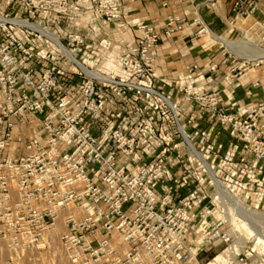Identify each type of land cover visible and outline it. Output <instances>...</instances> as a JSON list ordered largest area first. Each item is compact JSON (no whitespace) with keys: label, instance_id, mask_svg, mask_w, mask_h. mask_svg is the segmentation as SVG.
<instances>
[{"label":"built area","instance_id":"1","mask_svg":"<svg viewBox=\"0 0 264 264\" xmlns=\"http://www.w3.org/2000/svg\"><path fill=\"white\" fill-rule=\"evenodd\" d=\"M91 1L96 11L91 16L80 8L82 0H29L26 5L31 15L36 10L74 12L90 20L105 19L119 29L135 28L140 36L134 41L122 40L118 55V62L135 78L152 75L155 58L150 50L159 47L160 35L171 36L187 24L186 17L176 14L167 15L161 25L129 19L126 0ZM204 1L214 5V0ZM242 3L234 0L233 11ZM196 24L197 36L211 33L199 15ZM0 30L4 34L0 40V127H4L0 133L1 241L14 252L36 250L54 228L61 210L88 207L84 216L69 214L65 218L69 229L61 242L74 264H209L219 254L223 258L215 264H257L245 256L246 248L232 240L225 228L228 216L219 196V206L211 202L196 206L190 199L172 205L170 194L159 199L144 194L156 179L163 178V166L128 169L135 139L119 129L111 131L112 148L106 153L100 150L86 118L97 122L104 114L98 92H125L129 83L118 82L111 74L89 69L95 76L82 70L78 108L73 111L67 94L51 97L62 88L64 70L50 65L39 82H34L30 76L33 68L23 66L38 56L7 22L0 21ZM66 39L70 46L84 42L81 34H68ZM44 103L58 116L56 122L49 114L42 116L45 142L13 136L16 120L38 117ZM13 146L22 147L25 153L9 155Z\"/></svg>","mask_w":264,"mask_h":264},{"label":"crops","instance_id":"2","mask_svg":"<svg viewBox=\"0 0 264 264\" xmlns=\"http://www.w3.org/2000/svg\"><path fill=\"white\" fill-rule=\"evenodd\" d=\"M6 3L10 7L7 5L2 7L6 8L5 12L10 10V15L24 17L29 22L53 33L86 68L102 74H111L125 81L145 83L142 79L132 77L127 68L118 62L120 42L134 41L140 36L135 28L119 29L105 19L97 17L90 20L86 15L78 16L74 12L62 14L36 10L33 15H28L22 3L11 0H7ZM233 3L234 0H214V5L204 0L193 2L126 0L124 9L129 19L155 21L161 25L167 15L176 14L186 17L187 24L181 31L171 36L161 34L159 47L150 50V54L155 58L151 79L160 95L133 87H128L125 92L120 93L104 89L98 92V97L104 103L102 118L97 122H91L86 118L90 131L104 153L112 148L113 128L118 127L135 135L137 148L127 163L128 169L136 165L151 167L161 163L163 178L156 179L154 184L143 193L153 194L157 199L164 194H170L173 199L172 205L190 199L196 206L209 202L219 206L216 199L220 187H224L240 201L244 186L253 190L252 184L243 185L238 177L233 178L230 175V172H241L243 167L238 161H241V153L236 154L226 149L190 151L170 147L180 139L173 125L170 108L184 103L183 87L217 88L226 96L227 102H236L238 108L251 107L264 99V69L253 68L252 64L246 61L248 60L246 57L239 56L243 64L248 62L249 66H244L238 77L227 80L226 75L229 72L227 58L230 56V51L226 50L227 47L222 49L223 44L217 38L196 35V30L199 28L196 19L199 15L203 23L212 31L211 34L231 41L239 32L229 22ZM80 8L89 16L96 15L91 0H82ZM11 29L38 56L23 66L24 69L33 68L30 76L34 82H39L42 71L50 65H56L64 70V75L60 79L62 88L53 92L51 97L55 99L60 94H67L71 99V109L76 111L83 77L82 68L40 31L17 23L12 25ZM68 34H81L84 38L83 44L68 45L66 39ZM2 36L0 30V39ZM213 66L215 70H212ZM45 114L51 115L53 122L58 119L52 108L44 103L43 112L38 117L24 116L17 119L12 135L22 136L26 141L33 139L44 143L46 132L42 128L41 118ZM181 119L183 126L190 132L187 136L183 135L188 142L189 138L203 139L211 129L209 111L196 107L190 102L186 103V112ZM3 129L4 127H0V133ZM219 136L223 137L224 141L229 139L224 130ZM7 153L19 156L25 153V150L13 146ZM229 157L236 159L233 164L227 162L226 158ZM249 194L250 192L247 193V197L250 198ZM87 209L61 210L54 228L45 234L43 242L37 249L31 251L32 256L37 258L40 254L51 252L56 246L64 250L61 238L69 229L65 218L69 214L76 217L84 216ZM90 240L94 242L93 239Z\"/></svg>","mask_w":264,"mask_h":264},{"label":"rangeland","instance_id":"3","mask_svg":"<svg viewBox=\"0 0 264 264\" xmlns=\"http://www.w3.org/2000/svg\"><path fill=\"white\" fill-rule=\"evenodd\" d=\"M6 1L7 0H0L1 22H7L8 27L16 25L17 23L40 31L43 35L51 39L72 61L76 62L85 73L98 76L77 61L71 51H69L53 33L42 28L38 24L29 22L24 17L19 18L14 15H10V10H6L5 12L6 8L3 9L2 7L7 5ZM11 1L15 3L18 1V3H22L27 9L28 15H31L26 5L29 0ZM242 2L243 3L239 10L233 12L231 11L229 19L231 26L238 29V34L231 39L232 42L227 39H225L227 44L221 41L223 44L222 49L227 47L228 49L226 48V50L230 51V56L227 58V62L229 63V72L226 75L227 80L238 77L240 72L244 70V66H249L248 62L252 64L253 68L264 69V58L254 61L246 60L248 62H245V65L243 64V60L238 58L239 56H242L248 59V57L252 58L255 57V55L264 52V0H242ZM23 22L35 24L44 31L28 24H24ZM211 33H206L204 35H208L210 38H215L216 35L214 36ZM48 34L55 37L60 44L53 40ZM3 38L4 34L1 39ZM212 70H215L214 66ZM151 78L152 76L148 79L138 78L144 80V84L124 81L129 83L131 87L138 90L160 95L157 86ZM114 79L118 82L122 80L117 77H114ZM182 92L184 93V103L171 106L170 108L175 131L180 136L179 141L174 142L175 145H170V147L183 148L184 150L190 151H199L203 149H226L234 151L236 154L237 152L242 154L241 161L238 160L243 167L241 172H230V175H232L233 178L235 176L238 177V180L243 185L245 183H247V185L252 184L253 190L251 191L249 188L244 186L240 195L241 201L233 196L224 187L219 189L218 194L220 201L226 207L225 211L226 216H228V222L225 225V228L230 231L232 240H235L241 246L246 248L245 256H247L249 260L255 261L257 264H264V99L258 101L251 107L238 108L236 102H227L226 96L219 89L214 87H183ZM187 102H190V104L201 109H206L210 113L211 129L203 139L191 140L189 138L188 142L184 138V136H187L190 133L183 126V123H181V117L186 112ZM113 129H119L135 139V152L137 148V138L135 135L130 132H125L118 127ZM222 130H224L227 134L229 143H227L228 140L224 141V138L219 136L220 132L222 133ZM226 159L230 164H233L236 160L234 157ZM248 192H250L248 196H251V200L247 197ZM224 193L227 195L225 194L224 196ZM261 241L262 243H259ZM236 248H239V245L236 244ZM32 255L31 251L16 253L9 248L7 242L0 240V264L75 263L73 259L69 258L66 251L62 250L58 246L53 248L51 252L40 254L37 258H34Z\"/></svg>","mask_w":264,"mask_h":264},{"label":"bare ground","instance_id":"4","mask_svg":"<svg viewBox=\"0 0 264 264\" xmlns=\"http://www.w3.org/2000/svg\"><path fill=\"white\" fill-rule=\"evenodd\" d=\"M24 24H28V25H30V26H32V27H35V28H38V29H40L41 31H44V30H42L40 27H38V26H36L35 24H32V23H28V22H23ZM45 33H47V32H45ZM53 40H55L58 44H60V42L55 38V37H53L51 34H48ZM215 38H217L218 40H220V41H222L223 43H226L227 44V41L225 40V38L224 37H222V36H215ZM259 47V46H258ZM64 49V48H63ZM257 49V48H256ZM70 54V53H69ZM264 58V52L263 53H260V54H258V55H255V57H252V58H249L248 57V60L249 61H254V60H260V59H263ZM221 188V187H220ZM223 188V187H222ZM225 190V189H224ZM222 191V190H221ZM222 193V192H221ZM225 194L226 193H224V196H225ZM223 195V194H222ZM227 195V194H226ZM231 196V195H230ZM222 198V197H221ZM234 219V218H233ZM240 221V220H239ZM236 222V221H235ZM237 223H238V221H237ZM236 225V224H235ZM241 225V224H240ZM240 227H242V226H240ZM239 228V227H238ZM258 236V235H257ZM255 238H256V235H255ZM262 239V238H261ZM256 240V239H255ZM258 241V240H257ZM259 243H262V241L261 242H259ZM258 244V243H257ZM222 258H223V255L222 254H219L214 260H210V262H209V264H215L216 262H218V261H221L222 260Z\"/></svg>","mask_w":264,"mask_h":264}]
</instances>
